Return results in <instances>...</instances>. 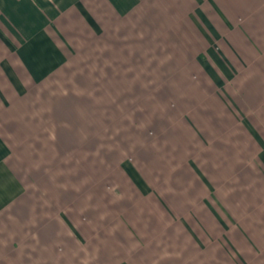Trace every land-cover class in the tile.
Wrapping results in <instances>:
<instances>
[{
  "label": "crops",
  "instance_id": "0c3cea01",
  "mask_svg": "<svg viewBox=\"0 0 264 264\" xmlns=\"http://www.w3.org/2000/svg\"><path fill=\"white\" fill-rule=\"evenodd\" d=\"M0 264H264V0H0Z\"/></svg>",
  "mask_w": 264,
  "mask_h": 264
},
{
  "label": "rangeland",
  "instance_id": "374dc122",
  "mask_svg": "<svg viewBox=\"0 0 264 264\" xmlns=\"http://www.w3.org/2000/svg\"><path fill=\"white\" fill-rule=\"evenodd\" d=\"M210 75L212 76L213 75V77L215 78L216 77V71H213L212 69L210 70ZM220 87V89L222 90V89H224V93H225V96L226 97H228V99H229V104L231 105V106H234L233 104H235L234 102H233V100H232V98L230 97V95H228L229 93H228V90H227V85L226 84H222V85H220L219 86ZM227 94V95H226ZM162 103V110H161V112H162V114H166L167 113V110H168V107H167V102H161ZM149 103L148 102H146V105H148ZM227 104V103H226ZM130 106H131V104H130ZM155 110H157V109H154V111ZM130 111H132V110H130ZM146 112H149V111H147L146 110ZM158 111H156V113H157ZM146 117V116H145ZM166 117V116H165ZM164 117V115H161V122L162 123H164V120H166L167 121V117L165 118ZM136 118H134L133 117V115H131L130 114V117H129V120H130V123L132 124V125H134V124H136L137 122H136V120H135ZM145 121H146V123H148V119L147 118H145Z\"/></svg>",
  "mask_w": 264,
  "mask_h": 264
}]
</instances>
